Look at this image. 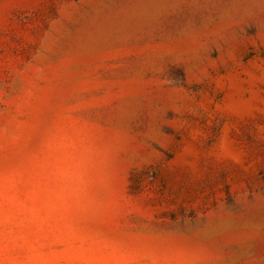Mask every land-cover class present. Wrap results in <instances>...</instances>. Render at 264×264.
<instances>
[{
	"label": "rangeland",
	"instance_id": "rangeland-1",
	"mask_svg": "<svg viewBox=\"0 0 264 264\" xmlns=\"http://www.w3.org/2000/svg\"><path fill=\"white\" fill-rule=\"evenodd\" d=\"M0 264H264V0H0Z\"/></svg>",
	"mask_w": 264,
	"mask_h": 264
}]
</instances>
